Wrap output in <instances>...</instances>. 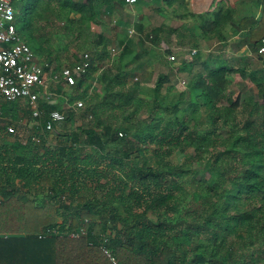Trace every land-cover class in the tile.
Listing matches in <instances>:
<instances>
[{"label": "trees", "instance_id": "obj_1", "mask_svg": "<svg viewBox=\"0 0 264 264\" xmlns=\"http://www.w3.org/2000/svg\"><path fill=\"white\" fill-rule=\"evenodd\" d=\"M155 1L178 3L181 17L216 33L234 15L222 2L215 11L195 14L188 0ZM255 2L262 5L260 17L244 15L240 26L261 46L264 0ZM107 4L19 0L17 29L34 51L52 56L53 32L37 35L35 23L59 6L67 10L72 40L87 47L98 10ZM102 41L108 44L103 52L92 47L91 67L75 84L57 85L59 92L66 86L79 91L87 104L65 109L42 99L33 132L42 142L23 144L15 132L0 147V264H264V69L259 77L223 62L193 74L182 91H165L170 80L161 74L154 98L147 99L138 95L144 93L139 81L133 82L136 57L128 48L117 54L116 74H96L111 55V44ZM238 71L255 83L258 98L249 93L232 103L230 74ZM91 80L101 85L99 92L91 90ZM19 101H0L3 115L19 119ZM54 109L66 118L43 131ZM78 109L94 122L73 126ZM177 151L185 153L182 161L175 159ZM48 226L60 232L40 237ZM72 231L81 234L72 237Z\"/></svg>", "mask_w": 264, "mask_h": 264}, {"label": "crops", "instance_id": "obj_2", "mask_svg": "<svg viewBox=\"0 0 264 264\" xmlns=\"http://www.w3.org/2000/svg\"><path fill=\"white\" fill-rule=\"evenodd\" d=\"M218 2L227 3L234 8L233 18H228V20L225 21V25L220 33L214 32L211 26H205L206 29H204V26L201 25L200 22L190 16L181 17L180 15L183 10L177 5L178 3H174L170 6L164 1L158 5L155 0H138L133 4L127 3L125 0H110V4L102 6L98 10L97 18L100 23L103 22L102 27H105L107 26L106 22L108 16L106 15L108 12L115 16L113 22L116 24L122 20L120 16H118L121 8L136 6L137 9H140L145 5L151 8L155 13L163 16V20H159L160 22L156 23V20L152 22L148 20V17L146 18L147 14L144 10L137 11V14L133 16L132 19L137 22V20H142L144 17L145 20L140 23L139 29L130 25L128 28V36L139 39V44H143L141 42H152L153 48L151 50L148 49L149 52H152L155 58L161 60L164 67L167 69L165 72L160 73V75L165 74L169 76L170 81L166 83V85H168L165 91H168L172 87V91H174V89L175 91L176 89L179 91L185 90L189 86L193 74L205 69L210 70L223 62L238 68L240 71L246 70L255 72L257 76L260 77V70L264 69V54L257 53L254 48L252 50L249 49L250 46L257 45L251 41L254 39L249 37L247 31L241 28L240 20L244 15L251 14L259 18L262 9L261 3H256L255 0H188V7L195 14H201L211 12V10L215 11ZM174 7L178 8V14L173 11ZM158 8H160L161 11H159ZM198 20L202 19L198 17ZM130 30H133L132 34H130ZM111 33L113 34V31H111ZM112 34L111 36H113ZM90 41L94 43L92 40ZM110 41L112 44L110 47L115 46L114 44L116 43V47L121 50L122 46L127 43V45L123 46V49H130L128 47L130 44L128 41L131 40ZM181 49L186 50L184 58H181V55H179ZM193 49H196V53H192ZM148 50L145 49L144 51L148 52ZM132 52V56L136 57L135 66L138 67L139 64L137 60L139 52H136V50H132ZM37 53L38 51L36 50L35 54L38 59ZM171 54H175L176 58L170 59ZM132 56L125 61L129 60ZM38 61L40 62L39 59ZM186 64H188V66H186ZM190 64H192V67H190ZM234 74L237 75L240 74V72L238 71L230 74L234 82L229 91L233 93L236 92V85L241 84V81H245L241 76L234 78ZM246 79L249 80L248 83L250 87L256 91L257 88H255V83L249 77ZM130 80L132 79L130 78ZM178 81H180L179 84ZM0 95L3 98L0 101H8L1 93ZM260 100L263 101L264 99L261 97ZM9 120L10 118L5 117L0 110V124L3 122L8 123L6 133H2L4 130L0 128V147L11 139L12 133L8 132ZM32 137L33 135L31 137L20 135V140L23 144L28 143V145H32ZM5 235H7V233H5Z\"/></svg>", "mask_w": 264, "mask_h": 264}, {"label": "rangeland", "instance_id": "obj_3", "mask_svg": "<svg viewBox=\"0 0 264 264\" xmlns=\"http://www.w3.org/2000/svg\"><path fill=\"white\" fill-rule=\"evenodd\" d=\"M141 10H144L146 12L147 14L146 18L148 17L149 21L153 22L156 20V23H159L160 21L163 20V16H160L158 13H155L151 8H149L146 5L141 7L140 9H137L136 6L133 7L127 6V8H121V11L119 12L118 16H120V18L123 21L121 20V22H117L116 24L113 22V18L115 16H113L111 13L108 12L106 15L108 16L107 19L109 20V21L107 20L106 22L107 26L102 27L103 22L100 23V21L93 24V27L89 33L88 38L89 40H92L94 43L91 42L88 43L87 47L83 46L82 42L79 40H72V34L66 31L67 28L65 22H66L67 10L58 6L56 7L55 10H51V9L46 10L43 14V17L38 18L36 20L35 24L36 27H38V31H36L37 35L43 34V32L46 31L53 32L50 40V44H52L50 45V49L53 51V55L48 56L47 53L44 54L42 50H39L37 55L40 62L44 60H49L43 66L45 67V71H46L45 74L47 77V84H48L47 89L53 92V98L55 102L57 101L58 103H61L65 109H68L70 106L72 107L75 106V102L74 103L69 102L68 95H71L73 97L78 95L79 97L80 92L71 91L70 89H68L67 86L65 87L66 91H64V93L57 91L58 83L54 84L52 76L56 72H59L60 68L63 65H67L72 60L77 59L78 54L81 53L82 51L91 50L90 52L94 53L95 51L92 50V47L94 46L97 47L100 52H103L104 45L108 43H105V41L99 42V40H107L110 44H111L110 40L132 41V42L128 41L130 43L128 45V47L130 48L129 50L130 51L136 50V52H139L138 60H137L139 66L136 67L134 70L133 81H139V86L142 88V91L144 92L143 95L141 94L138 95L144 96L147 99L154 98L155 96L154 88L156 85V81L160 73L165 72L167 69L164 67L163 62L161 60L155 58L154 54L152 52H149V50L153 48L151 44L152 42H141L143 44H139L140 42L139 39L128 36V28L130 27V25L135 26L136 28L139 29L140 28L139 26L141 25L140 23L145 20L144 17L142 18V20H137V22L132 19V17L137 14V11H141ZM111 31H113V34L111 33ZM111 34L113 36H111ZM114 45L116 46V43ZM125 45H127V43H125L123 46ZM123 46L121 49H123ZM145 49L147 50L149 49L148 52L144 51ZM159 51H163V50H159ZM185 52L186 50L183 49L179 51L180 53L179 55H181V58H184ZM117 57L118 55H116L114 58H112L111 55L110 57L108 54L105 55V59L101 62L102 68L100 67L101 70L96 71V74L100 75L102 74V72H106L108 76H113L114 74H116L118 72V69H117V65L114 63L118 59ZM240 76H241L240 74H237L234 76V78H238ZM244 79H245L244 82L241 81V84L236 85L235 93L231 94V92L228 90L229 95L232 97L231 101L233 104L235 102L237 104H240L239 102H241V97L244 96L245 94L247 95L251 93L252 95L255 94L257 98L259 97L257 90L254 91V89L250 87V84L248 83L249 80L246 78ZM179 82L180 81H178V84ZM86 86L89 90L90 88L88 87V84L85 85V87ZM96 87L97 89L95 90V92H99L101 90V85L99 83H96ZM94 88L95 87H92L91 89L94 90ZM2 99L3 98L0 95V100ZM80 99L84 101L85 105L87 104L86 100L81 97L76 98L74 101ZM225 103H229L227 99H225ZM19 107L21 113V117L19 119L17 120L14 119L13 113L12 114L7 113V115L5 114V116H7V118L9 117L11 118L10 124L15 126L16 132H18L21 136L31 137L33 135L34 130L36 129L35 125H37V120L29 112L25 114V110L29 111L30 109V106L26 100L19 101ZM141 114L142 116H146L147 112H141ZM94 120L95 117L93 115L92 116H90V114L88 115L87 113L84 112V109L83 110L78 109L75 112V119L73 122V126H75L76 128H80L83 124L93 123ZM7 124L8 123L6 122L0 124V128L4 130L2 133L7 132ZM3 125H6V128L2 127ZM174 157L175 159L182 161L185 158V153L181 151H177ZM40 197L42 196L40 195Z\"/></svg>", "mask_w": 264, "mask_h": 264}, {"label": "built area", "instance_id": "obj_4", "mask_svg": "<svg viewBox=\"0 0 264 264\" xmlns=\"http://www.w3.org/2000/svg\"><path fill=\"white\" fill-rule=\"evenodd\" d=\"M19 0H0V93L9 101L26 100L32 111V116L40 124L39 118L42 115L40 101L42 99L49 102H55L53 92L47 89V77L43 65L38 61L35 51L29 43L21 36L16 24V3ZM138 0H125V2L133 4ZM133 30H130V34ZM256 49L259 54H264V44L261 46H250L249 49ZM120 49L112 46L110 54L114 58ZM196 53V49L192 50ZM176 55L171 54L170 59H175ZM92 54L85 50L78 54L77 60L73 64L63 65L58 73L52 76L54 83L64 80V83L75 84L91 67ZM96 81L89 82L91 88L97 89ZM92 90V89H91ZM76 108H83L85 103L83 100L75 101ZM92 116V114H90ZM66 118L64 111L54 109L50 112L49 119L43 125V131L53 130L55 124L62 123ZM8 131L16 132L14 125H8ZM122 131L120 135H122ZM32 140L36 144L42 142L39 134H33ZM60 232L57 226H48L39 233L40 237H45ZM86 229L81 228V233H85ZM80 232L72 231L70 236L76 237ZM105 253L112 261L117 262L111 250L105 247Z\"/></svg>", "mask_w": 264, "mask_h": 264}, {"label": "clouds", "instance_id": "obj_5", "mask_svg": "<svg viewBox=\"0 0 264 264\" xmlns=\"http://www.w3.org/2000/svg\"><path fill=\"white\" fill-rule=\"evenodd\" d=\"M19 2V1H18ZM77 60V59H76ZM66 114V113H65Z\"/></svg>", "mask_w": 264, "mask_h": 264}]
</instances>
